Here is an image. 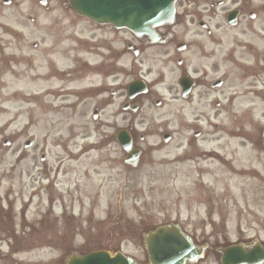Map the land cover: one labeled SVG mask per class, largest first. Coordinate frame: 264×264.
I'll return each mask as SVG.
<instances>
[{"label": "flooded vegetation", "instance_id": "obj_1", "mask_svg": "<svg viewBox=\"0 0 264 264\" xmlns=\"http://www.w3.org/2000/svg\"><path fill=\"white\" fill-rule=\"evenodd\" d=\"M125 1H106L102 8L117 6L119 11ZM127 1L141 6L148 0ZM82 6L75 0H0V100L16 84V92L6 97L20 100L27 125L45 127V119L54 117L46 128L66 127L67 135L55 144L64 151L72 146L75 161L94 151L98 165L110 159L124 166L126 153L118 143L122 131L139 152L138 166L146 157L142 165L180 169V185L174 187L182 191L163 217L146 211L140 197L132 196L135 216L129 217L124 180L111 174L107 181H93L90 207L71 234L70 248L117 252L129 242L144 251L146 237L157 227L182 219L181 232L202 253L186 263L233 264L228 262L232 258L264 251V0H175L171 19L151 34L124 29L119 15L113 24L109 10L106 22L91 21L77 12ZM100 8L97 3L96 10ZM230 68L243 75L241 83L252 88L262 83L263 98L254 101L252 91L245 93L247 108L238 116L230 112L232 126L226 130L221 125L226 116L205 114L203 108L235 107L241 97L236 93L219 100L221 90L232 85ZM134 83L135 92L129 94ZM152 108L174 117L198 114L192 121L180 119L183 132L167 130V121L160 126L152 121L139 131L151 121ZM224 131L226 139L240 140L234 142L239 148L213 147ZM91 134L97 137L93 143ZM46 143L44 139L39 154L44 155ZM173 144L177 148L171 156L165 149ZM160 152L170 157L154 161L151 156ZM38 225L26 226L31 231L20 237L0 238V264H66L60 259H6L44 246L57 248L52 246L55 237L66 239L38 230ZM7 244L8 253L3 252ZM232 249L237 250L234 257ZM142 262L147 263L145 258Z\"/></svg>", "mask_w": 264, "mask_h": 264}, {"label": "rangeland", "instance_id": "obj_2", "mask_svg": "<svg viewBox=\"0 0 264 264\" xmlns=\"http://www.w3.org/2000/svg\"><path fill=\"white\" fill-rule=\"evenodd\" d=\"M230 33L229 35H231ZM231 86H226L221 90L219 100L225 99L233 93L240 95L237 98L234 108L230 110L215 109L214 107H204L205 114L212 115L217 113L219 116H226V119L221 120L222 127L228 130L230 125L228 120L232 116L230 112H236V115L242 114L247 108L245 101L248 96L245 93L252 91V99L257 101L263 98L262 92L255 86L252 88L249 83H241L243 75L234 68H230ZM262 83H260V86ZM16 84L8 91L1 93L4 100H0V206L3 209H11V211H4L0 209V238L4 241L9 237H20L22 233L31 231L26 227L34 225L39 222L38 230H43L45 233L52 231L54 234H61L66 236V239H58L52 246L57 248H47L44 246L35 252H19L12 256H7V260H42L45 262L60 259L63 261L67 255L72 252L84 254L85 251H78L79 249L71 247L70 239L74 230L79 228V222L84 220V213L90 207V199L93 196V188L91 183L95 180H106L112 174L113 178L124 180V198H125V212L129 217L135 216V211L129 198L132 196L140 197V205L147 207L146 211L163 217L168 213L173 201L181 196V189L174 187L181 180L180 169L168 170L163 167L142 165V162L135 169L128 168L123 165L112 164L110 159L108 162L97 164L99 155L97 152H88L84 156H80L75 161L74 150L72 146H67L68 150L64 151L56 146L58 138H65L68 131L65 126L55 127L54 129L46 128V125L54 124L55 118L50 116L45 119V127L40 125V122L34 125H27V119L23 114V105L20 100L13 101L8 97L10 92H16ZM17 93L20 94L19 91ZM188 109V108H186ZM254 109L255 115L259 117L261 110L260 103L256 102ZM151 121L143 123L139 131H143L154 125L160 126L164 121L168 122L167 130L178 129L183 132L184 129L180 124V119L185 122L192 121L193 116L197 114H190L188 111L179 114L178 117L168 116L166 112L151 109ZM76 125H80L76 123ZM94 132V130H91ZM183 137L182 134H179ZM226 131L221 132L216 136L217 141L214 142L213 147H226L231 144L232 148H239L234 142H239V139H226ZM236 137V136H233ZM29 138L34 140V145L31 149L25 150L22 145ZM46 139L47 143L44 148V161H39V151ZM7 140L13 142L9 148L2 146V141ZM92 141L97 140L95 134H91ZM177 140V139H176ZM152 143V139L147 140ZM111 149L113 146H110ZM177 148L175 144L166 148V151L174 153ZM219 152V151H218ZM110 157H113L110 155ZM154 161L170 157L163 152L153 154L151 156ZM113 167L114 171L111 173L107 168ZM164 169V170H158ZM182 172V171H181ZM121 174V176H117ZM107 181V180H106ZM116 185V183H114ZM76 187V189H74ZM101 195H106L102 194ZM145 202V204H144ZM172 203V204H171ZM100 206L105 208L106 203H101ZM163 206L166 210H163ZM97 211H100L97 210ZM117 211V210H114ZM144 211V210H141ZM81 212V214L79 213ZM101 216L96 215V218ZM137 221V218H133ZM96 219L93 220L95 223ZM159 221H162L160 219ZM182 223V219H176ZM24 225V227H22ZM84 229V225L81 226ZM35 229V228H34ZM94 230V229H93ZM133 243H123L122 248L124 254L134 257L138 262L142 261L145 253L139 251L138 245ZM10 245L3 247V252L10 251ZM71 249V250H70ZM17 254V255H16ZM145 264V263H139ZM213 264V263H209Z\"/></svg>", "mask_w": 264, "mask_h": 264}, {"label": "water", "instance_id": "obj_3", "mask_svg": "<svg viewBox=\"0 0 264 264\" xmlns=\"http://www.w3.org/2000/svg\"><path fill=\"white\" fill-rule=\"evenodd\" d=\"M160 7L152 6L150 11L158 12ZM157 10V11H156ZM167 12L171 11V4L166 7ZM157 20V18H152ZM143 29L144 26H141ZM29 142L24 147L29 146ZM122 147L128 152L125 163L129 166H135L137 161L136 153L129 152V145L127 140H124ZM42 159V156L40 157ZM148 250L147 255L149 264H186V260L196 259L198 253L191 248L186 250L185 244L181 238V235L168 227H163L155 232V235L150 241H147ZM67 264H136L135 261L126 257L121 253L110 252H91L83 256L71 255L67 259ZM251 261V260H250ZM257 263L264 262V253L262 256L254 258Z\"/></svg>", "mask_w": 264, "mask_h": 264}]
</instances>
